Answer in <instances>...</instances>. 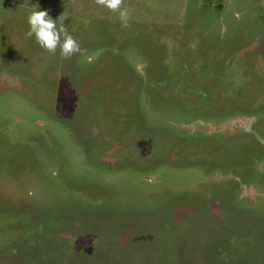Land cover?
<instances>
[{
  "label": "rangeland",
  "instance_id": "rangeland-1",
  "mask_svg": "<svg viewBox=\"0 0 264 264\" xmlns=\"http://www.w3.org/2000/svg\"><path fill=\"white\" fill-rule=\"evenodd\" d=\"M121 7L0 0V264H264V0Z\"/></svg>",
  "mask_w": 264,
  "mask_h": 264
},
{
  "label": "clouds",
  "instance_id": "clouds-1",
  "mask_svg": "<svg viewBox=\"0 0 264 264\" xmlns=\"http://www.w3.org/2000/svg\"><path fill=\"white\" fill-rule=\"evenodd\" d=\"M97 3L112 12H118L123 28L129 26V12L121 7L122 0H97ZM26 22L28 25L26 36L34 38L36 44L48 53L54 54L59 48L60 55L68 58L80 51L77 41L68 33L63 21L58 26L57 20L51 19L47 11H37L35 8L29 12Z\"/></svg>",
  "mask_w": 264,
  "mask_h": 264
}]
</instances>
